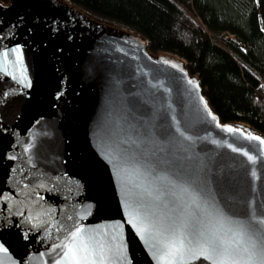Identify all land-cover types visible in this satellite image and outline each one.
<instances>
[{"label": "water", "instance_id": "water-1", "mask_svg": "<svg viewBox=\"0 0 264 264\" xmlns=\"http://www.w3.org/2000/svg\"><path fill=\"white\" fill-rule=\"evenodd\" d=\"M248 135L264 138L223 122L185 61L151 52L142 34L69 0L0 1V264H55L81 226L115 236L120 264H156L127 222L125 151L178 181L201 167L226 213L264 216V145Z\"/></svg>", "mask_w": 264, "mask_h": 264}, {"label": "snow or ice", "instance_id": "snow-or-ice-1", "mask_svg": "<svg viewBox=\"0 0 264 264\" xmlns=\"http://www.w3.org/2000/svg\"><path fill=\"white\" fill-rule=\"evenodd\" d=\"M18 51L11 49V53ZM3 57L7 61L9 52H4ZM188 83L194 82L189 80ZM172 119L176 136L192 140L181 129L179 121L174 116ZM227 131L239 130L227 127ZM246 139L264 145V138L259 136L248 135ZM227 147L241 152L231 144ZM242 155L255 163L256 157L247 151ZM120 163L127 165L126 168L117 166V176L125 184L127 222L153 250L156 264H194L196 261L264 264V216L253 212L241 219L226 213L215 195L206 191L201 167L181 168L183 176L178 181L153 175L140 163V155L135 152L125 151ZM252 175L256 173L253 171ZM108 237L107 231L86 230L83 226L75 228L65 242L56 245L63 251L55 264H120L123 245L114 243L115 236Z\"/></svg>", "mask_w": 264, "mask_h": 264}, {"label": "trees", "instance_id": "trees-1", "mask_svg": "<svg viewBox=\"0 0 264 264\" xmlns=\"http://www.w3.org/2000/svg\"><path fill=\"white\" fill-rule=\"evenodd\" d=\"M69 1L183 59L223 122L264 134V0Z\"/></svg>", "mask_w": 264, "mask_h": 264}, {"label": "rangeland", "instance_id": "rangeland-1", "mask_svg": "<svg viewBox=\"0 0 264 264\" xmlns=\"http://www.w3.org/2000/svg\"><path fill=\"white\" fill-rule=\"evenodd\" d=\"M225 38V37H224ZM219 43L221 42L220 40L218 41Z\"/></svg>", "mask_w": 264, "mask_h": 264}]
</instances>
